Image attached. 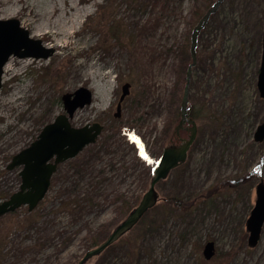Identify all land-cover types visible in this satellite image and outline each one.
Segmentation results:
<instances>
[{
  "label": "rangeland",
  "instance_id": "rangeland-1",
  "mask_svg": "<svg viewBox=\"0 0 264 264\" xmlns=\"http://www.w3.org/2000/svg\"><path fill=\"white\" fill-rule=\"evenodd\" d=\"M210 1H0V18L16 17L45 46L55 44L49 58L13 55L4 66L0 194L8 197L17 189L18 168L7 165L64 111L63 93L89 86L93 101L78 108L71 123L104 124L96 142L59 164L35 209L23 205L0 217V237L5 238L0 264H37L28 253L36 237L51 238L38 253L49 257L46 264L66 259L76 264L93 240H104L138 204L165 146L163 125L183 98L187 71L179 67L180 59L190 64L192 57L183 55L181 44L190 41ZM28 8L37 16L31 17ZM70 18L78 21L64 34L47 33L63 30ZM263 29L264 0H223L211 14L198 35L189 83L198 134L187 161L157 184L162 197L176 196L182 205L161 198L137 225L86 264H264V224L255 246L248 244L246 227L256 185L264 179V141L254 138L264 121V98L257 87ZM127 81L130 93L117 118ZM245 175H250L245 181L227 182ZM217 184V193L203 195ZM118 195L132 204L127 211L120 208ZM208 240L216 246L210 259L203 254Z\"/></svg>",
  "mask_w": 264,
  "mask_h": 264
},
{
  "label": "water",
  "instance_id": "water-1",
  "mask_svg": "<svg viewBox=\"0 0 264 264\" xmlns=\"http://www.w3.org/2000/svg\"><path fill=\"white\" fill-rule=\"evenodd\" d=\"M223 0H216L199 19L191 33V57L192 61L186 73V84L181 101V119L178 128L189 113V83L192 68L197 62L196 47L200 31L207 24L211 14L220 6ZM55 49L43 44L42 39L31 35L29 29L21 25L16 17L0 18V88L2 86L4 66L11 56L49 58ZM130 82L122 85V93L117 105L116 115L120 114L122 101L130 93ZM257 87L260 95L264 98V29L263 50L261 65L258 74ZM94 92L86 85L77 87L74 91L62 94L64 112L59 113L51 121L46 123L37 137L27 146L16 152L9 161L7 168L13 169L21 166L20 176L22 182L19 188L8 198L0 196V217L12 212L23 205L28 210H33L45 197L51 178L58 165L75 157L87 144L95 142L102 130V124L94 122L76 126L71 123L75 111L93 101ZM189 136L180 143L169 144L156 160L152 168V176L147 190L143 193L139 203L133 207L126 217L120 221L108 236L98 245L89 248L79 259L77 264H86L92 257L103 252L109 245L116 242L120 237L130 231L160 200L157 183L168 177L173 168L184 163L188 158V151L195 141L198 125L193 117L187 119ZM254 138L264 141V121L261 122L254 133ZM264 224V180L261 179L256 185V200L246 220L249 231L248 244L255 246L260 240ZM216 253L213 240H208L203 248V254L207 259Z\"/></svg>",
  "mask_w": 264,
  "mask_h": 264
},
{
  "label": "trees",
  "instance_id": "trees-1",
  "mask_svg": "<svg viewBox=\"0 0 264 264\" xmlns=\"http://www.w3.org/2000/svg\"><path fill=\"white\" fill-rule=\"evenodd\" d=\"M214 1L215 0H211L210 1V4H212ZM206 4H207V2H206ZM203 6H205V4H203ZM194 13H195V16L194 17H197L198 15H200V16L197 17L198 19L201 17V11H200V9L196 8ZM188 40L189 39L184 40L182 42L180 49H181V52L183 53V55H185V53H186L188 55V57H189V56H191V52H190L191 38H190V41L189 42H187ZM185 57H186V55H185ZM180 60L182 62H181V65H179V67H182L183 68V72H184V70L187 71L188 66H189V61H186L185 62L184 61L185 58H181ZM190 109H191V106L189 105V111L192 113L193 117H196V115L194 116L193 111H191ZM179 119H181V105H180V107L178 105L177 109H174V110H172V111L169 112V116H168L167 121H166V124H165V125H167V127L169 129V132H170V130H172V128H174V125H176L178 123ZM104 145L107 146V144H104ZM82 165H83V163H82ZM250 175H252V173H250ZM250 175H245V176L241 177L240 179L239 178L238 179H229L227 182L229 184H235V182L238 181V180L245 181V180H247V178ZM219 190H220V185L217 184V185H215L213 187H210V189H208V191H206L203 195H206V196L207 195H211V194L217 193ZM117 198H121L123 200V202H125V204L123 206V209L125 211H127V209H129V207H131L132 204L129 205V203L126 201L125 197L118 195ZM164 200H166L165 202H170V203H172L175 206H178V205L181 206L182 205V202L176 196L165 197ZM129 211H130V209H129ZM13 212H11V213H13ZM50 241H51V238H48V237L47 238H45V237L44 238L39 237L38 239H37V237H36V239L34 238L35 245H33V247H30V250L28 251L29 254L31 253V258H34L33 252H39L43 248L44 244L50 243ZM4 243H5V238L3 236H1L0 237V247H2L4 245ZM98 243H99V241H97V240H93L91 242V244H93V245L98 244ZM38 246H39V248H38ZM38 264H43V263H38Z\"/></svg>",
  "mask_w": 264,
  "mask_h": 264
},
{
  "label": "flooded vegetation",
  "instance_id": "flooded-vegetation-1",
  "mask_svg": "<svg viewBox=\"0 0 264 264\" xmlns=\"http://www.w3.org/2000/svg\"><path fill=\"white\" fill-rule=\"evenodd\" d=\"M131 88V87H130ZM119 99H120V97H119ZM125 99V98H124ZM124 101V100H123ZM122 101V102H123ZM118 102H119V100H118ZM118 102H117V105H118ZM88 105V104H87ZM86 106V105H85ZM84 107V106H83ZM122 107V106H121ZM64 112V111H63ZM117 112V111H116ZM120 114H121V112H120ZM120 114L119 115H116V113L114 114L117 118L120 116ZM189 117H193V115H192V113L189 111V113H188V115H187V118L183 121V125L180 127V128H178V124H179V122H180V119H179V121H178V123H177V125H175V127L172 129V130H170V132H169V129H168V127H167V125H163V128H162V131H161V141H162V143H163V145H165V146H167V145H169V144H174V143H180L181 141H182V139H184V138H187L188 136H189V131L187 130V127H188V122H187V119L189 118ZM194 118V117H193ZM195 119V118H194ZM196 120V119H195ZM95 122H99V121H95ZM87 123H89V124H92V123H94V122H89V121H87ZM87 123H85V124H87ZM99 123H101V122H99ZM102 124V130H103V127H104V124L103 123H101ZM82 125H84V124H82ZM82 125H79V126H82ZM77 126V125H76ZM101 130V131H102ZM187 133V136L185 137V136H183L182 135V133ZM101 133V132H100ZM197 134H198V132H197ZM100 135V134H99ZM99 137V136H98ZM97 137V138H98ZM97 140V139H96ZM196 140V139H195ZM96 142V141H95ZM195 142V141H194ZM194 142H193V144H194ZM92 143H94V142H92ZM92 143H90V144H92ZM166 143V144H165ZM193 144L191 145V147H190V149H189V151H188V157H189V154H190V151H191V149H192V146H193ZM89 144H87L85 147H87ZM164 146V147H165ZM84 147V148H85ZM84 148L79 152V153H81L83 150H84ZM163 150H164V148H163ZM163 152V151H162ZM78 153V154H79ZM161 155V154H160ZM159 155V156H160ZM158 156V157H159ZM188 159V158H187ZM187 161V160H186ZM185 161V162H186ZM184 162V163H185ZM183 164V163H182ZM182 164H180V165H182ZM180 165H178L177 167H179ZM59 166V165H58ZM177 167H175V168H177ZM17 168H18V173L20 172V170H21V166H17ZM175 168H173V170L175 169ZM57 169H58V167H57ZM172 170V171H173ZM57 171V170H56ZM171 171V172H172ZM171 172H170V174H171ZM152 173V172H151ZM169 174V175H170ZM19 175V177H20V182H19V184H18V187H17V189L19 188V186H20V184H21V182H22V178H21V176H20V173L18 174ZM169 175H168V177H169ZM168 177H166V178H168ZM52 178H53V176H52ZM52 178H51V183H52ZM166 178H164V179H166ZM164 179H162V180H164ZM161 181V180H160ZM159 183V182H158ZM157 183V184H158ZM51 185V184H50ZM50 187V186H49ZM16 189V190H17ZM157 189H158V187H157ZM158 191H159V189H158ZM159 193H160V191H159ZM0 196L3 198V199H5V198H7V197H3L1 194H0ZM10 196V195H9ZM8 196V197H9ZM180 200V199H179ZM181 201V200H180ZM41 202V201H40ZM39 202V203H40ZM124 204H125V202H121V206H120V208H123V206H124ZM137 205V204H136ZM135 205V206H136ZM179 206V205H178ZM124 219V218H123ZM122 219V220H123ZM121 220V221H122ZM87 239V238H86ZM103 241V240H102ZM50 243H46V244H44V246H43V248L41 249L42 251L45 249V247L46 246H48ZM91 244V243H90ZM99 244V243H98ZM97 245V244H96ZM96 245H94V246H96ZM94 246H92V247H94ZM92 247H90V248H92ZM89 249V248H88ZM87 249V250H88ZM86 250V251H87ZM85 251V252H86ZM40 252V251H39ZM39 252H33V254H34V261H36L35 263H39V262H41V263H43V264H46L47 262H49V257L48 256H46V257H43V258H41L40 256H39ZM84 252V253H85ZM83 253V254H84ZM83 254H82V256H83ZM41 255V254H40ZM81 256V257H82ZM80 257V258H81ZM79 258V259H80ZM79 259L77 260V262H76V264L78 263V261H79ZM68 259H66L64 262H63V264H71V262L68 260Z\"/></svg>",
  "mask_w": 264,
  "mask_h": 264
},
{
  "label": "bare ground",
  "instance_id": "bare-ground-1",
  "mask_svg": "<svg viewBox=\"0 0 264 264\" xmlns=\"http://www.w3.org/2000/svg\"><path fill=\"white\" fill-rule=\"evenodd\" d=\"M0 1H3V0H0ZM13 1V0H12ZM16 1H18V2H21V1H24V0H16ZM216 1V0H215ZM70 7H71V9H77V4H71L70 5ZM29 9V8H28ZM30 10V15H31V17H36L37 16V14L33 11V10H31V9H29ZM84 10H85V8H84ZM76 21H78V18L76 19H74V18H70V19H67L65 22H63V25H62V28L61 29H63V30H59V29H56V30H52L51 28V30H48L47 31V33H49V35L50 36H58V35H61V34H64V29L66 28V27H68V26H70V27H72V26H74V24H75V22ZM45 25H44V27H46V28H48L49 26L47 25L48 23H44ZM34 31H35V29L33 30H31V32H33L32 34H34ZM50 46L51 47H55V44H50ZM95 64V63H94ZM7 66V65H6ZM264 180V179H263Z\"/></svg>",
  "mask_w": 264,
  "mask_h": 264
}]
</instances>
